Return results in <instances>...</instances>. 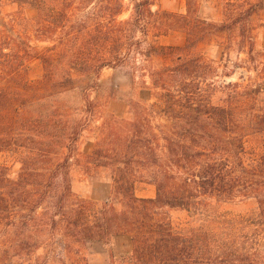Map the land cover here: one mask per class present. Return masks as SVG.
Segmentation results:
<instances>
[{
    "label": "trees",
    "instance_id": "obj_1",
    "mask_svg": "<svg viewBox=\"0 0 264 264\" xmlns=\"http://www.w3.org/2000/svg\"><path fill=\"white\" fill-rule=\"evenodd\" d=\"M155 1L128 0L131 16L120 19L126 0H0V154L20 164L13 176L0 162V264H89L90 242L114 236H129L132 249L112 264H264V152L248 141L264 138V53L252 23L264 0H227L220 21L200 15L201 0H185L184 12L154 10ZM173 32L184 45L158 41ZM213 43L219 60L196 53ZM233 50L245 58L230 66ZM136 55L153 100H125L132 117L112 116L94 149L79 152L91 102L78 82ZM220 66L223 76L247 73L220 82ZM73 165L106 170L111 200L78 196ZM139 181L156 196L139 197ZM174 209L188 220L177 225Z\"/></svg>",
    "mask_w": 264,
    "mask_h": 264
},
{
    "label": "rangeland",
    "instance_id": "obj_2",
    "mask_svg": "<svg viewBox=\"0 0 264 264\" xmlns=\"http://www.w3.org/2000/svg\"><path fill=\"white\" fill-rule=\"evenodd\" d=\"M239 1L243 2V0ZM226 2L227 0H201L200 15L209 20L220 21L223 19ZM126 8L127 10L121 15L120 19H127L131 16V6H129L128 0H126ZM14 9L16 7L7 6L5 8L8 12ZM153 9L169 12H184L186 9L185 0H156ZM24 13L28 18H32L36 15V10L33 8H25ZM252 23L257 28L255 32L256 51L264 53V9L255 15ZM185 40L186 36L183 32H173L172 34L158 38V41L165 45H184ZM33 44L39 46L40 49L52 45L50 42H39L35 39ZM200 52L204 53L210 59L219 60L222 54V48L215 43L208 46L201 45L196 50V53ZM244 58V54H239L233 50L230 54V66L235 61ZM144 67L142 56L136 55L135 58L127 59L120 65L103 68L99 75L92 74L89 77L83 76L82 79L84 80L78 82V85L84 90V94H89L88 97L91 102V106L85 107V109H88L85 113L87 121L77 141L79 152L86 153L94 149L102 133L105 121L110 120L112 116L119 119L132 117L125 100L128 98L146 102L153 100L150 95V79L147 75H144ZM219 72H222L221 66ZM241 73L246 74L247 72L239 70L230 77L223 76L221 73L219 81H234ZM43 74L44 68L38 59L29 63L30 79L38 80ZM65 99L71 104L74 96L70 94ZM248 141L249 147L255 149L258 154L264 152V138L249 137ZM18 157V154L12 151H6L0 154V162L11 166L13 176H16L20 169ZM71 175L73 179V190L78 196L93 200L97 206H101L106 200H111L112 184L106 170L100 169L88 174L80 167L73 165ZM136 194L139 197H155L156 187L151 183L139 181L136 184ZM249 207L250 204H242L231 206L229 209L233 212H244ZM170 214L177 225L188 220V215L183 210L174 209L170 211ZM131 249L132 242L129 236H114L107 241H92L87 251L89 264H112L113 259L118 263L121 257L131 253ZM112 255H114V258H112Z\"/></svg>",
    "mask_w": 264,
    "mask_h": 264
}]
</instances>
